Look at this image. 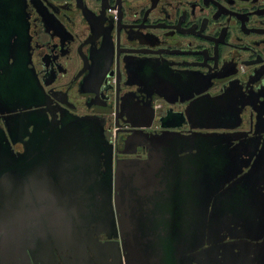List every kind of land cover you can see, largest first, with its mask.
<instances>
[{"label": "flooded vegetation", "instance_id": "1", "mask_svg": "<svg viewBox=\"0 0 264 264\" xmlns=\"http://www.w3.org/2000/svg\"><path fill=\"white\" fill-rule=\"evenodd\" d=\"M78 117L102 136L97 157L86 144L85 158L40 167L65 198L91 181L102 208L117 162L148 158L141 133L229 138L165 148L152 207L132 226L167 251L129 264H264V0H0V150L24 154L35 128ZM11 221H0L6 251ZM108 234L94 233L81 263L127 264ZM70 251L55 247L54 264H78ZM28 252L20 264H45Z\"/></svg>", "mask_w": 264, "mask_h": 264}, {"label": "water", "instance_id": "2", "mask_svg": "<svg viewBox=\"0 0 264 264\" xmlns=\"http://www.w3.org/2000/svg\"><path fill=\"white\" fill-rule=\"evenodd\" d=\"M87 119V117L66 118L63 119L62 127L58 128L59 124L55 123L54 126H49L45 132L42 131L41 127L35 128L34 132L31 133L30 140L26 143L27 147L24 154L16 155L10 149L0 150V218L4 221L12 219V234L14 235V240L9 242L12 245L6 246L9 248L7 251L0 246V264H20V257L28 256V250L34 256H39L45 264H54L57 257L55 247L61 252L69 248L70 254L76 258L74 261L83 264L81 262L90 256L89 247L94 245L92 240H96L94 233L97 232H107L111 237L113 236L112 233L115 237L121 236V241L114 242L117 245H115V249L118 259L120 260L121 256H124L127 264L131 260L130 246L132 240L135 241V239L141 243L144 255H165L166 244L158 245V239L151 236L150 231L145 232L131 228L129 218L132 216L133 219V212L139 207L133 205L132 201L129 204L128 193H140V196L137 195V199L141 206L152 201L146 198H148V192L151 193L155 189L158 180L155 176L158 175L159 177V169L162 168V165L160 168H156L153 164L164 156L165 148H172L177 142L184 144L186 139L190 145H193L190 149H197L198 151L204 143L208 145L220 141L219 144L221 145V143L229 140L226 134L217 133H195L191 135L171 131L157 135L141 133L143 140H139V143L147 145L148 158H125L117 162L115 196L112 193L109 203H106L105 207L102 208L100 199L92 194V192L96 193L97 189L93 188L91 181L86 182L87 189L86 185L83 189L77 187L75 194L69 196L74 200L69 202L66 201L65 197L57 195L61 194L63 190L64 192L67 191L64 189L66 186L63 183L62 185L55 183L51 178L53 172L49 170L43 172L42 167H40L41 160H52V163L59 160H70L73 152L76 158L83 159L86 152L85 150L81 151V146H86V144L90 146V158L97 157L98 148L102 147V142L99 141L102 136L96 132L93 124L91 132L85 131V127L87 124L89 125ZM164 137L174 139V144L171 145L172 142L167 143ZM155 140H158V143ZM29 145H31L30 149H28ZM167 153L171 154L172 152H168L167 149ZM44 166L50 167L51 165L46 163ZM208 168L209 166L206 164V169L208 170ZM225 168H221L222 170L216 173V180L224 182L225 177H230V174H225ZM165 173L164 170L161 175L164 177ZM207 173L206 171V175ZM111 190L113 191V181L110 182ZM226 190L231 189L227 188ZM65 201L68 202V206L65 205ZM97 204L100 211H94ZM59 207H62L63 211H57ZM150 209L149 206L147 210L150 211ZM125 214L127 226L123 225L122 220L123 217L125 221ZM117 218L120 223V230L116 224ZM112 223L113 226L110 228ZM92 224L98 225L99 228H92ZM192 239H195L194 236ZM177 244L176 248L179 249L181 244ZM175 245L176 243L172 245L173 248ZM110 247L113 248L112 245L109 246V243L101 245V248L106 250V255L110 252L108 250ZM160 249H163L164 252ZM3 251L5 253L2 254ZM102 253L104 254V251ZM62 256L64 255L62 254ZM121 260L124 261L123 258Z\"/></svg>", "mask_w": 264, "mask_h": 264}, {"label": "bare ground", "instance_id": "3", "mask_svg": "<svg viewBox=\"0 0 264 264\" xmlns=\"http://www.w3.org/2000/svg\"><path fill=\"white\" fill-rule=\"evenodd\" d=\"M164 140L167 143L172 142L171 145L174 144V142H175L174 139H171V138L169 139L168 137H164ZM155 141H157V143H158V140H155ZM161 145H163V143H161ZM160 150H161V148H160ZM228 167H229V165H228ZM230 170L233 171V167H231ZM125 186H124V189H125ZM128 196H129V198H128L129 204L132 201L134 203L133 205H137L139 207L138 210H136L135 212H133L134 213L133 219L131 218L132 216L129 218V221H131V223H130L131 224V228H133L132 225H135V224H137V223H139V222H141L143 220V218L146 215V212H148V210H146V209L149 206L151 208L152 207V203L151 202L148 203V204L147 203H144V205L141 206V203L138 202L136 193H131V194L128 193ZM66 200H68L70 202V201H72L74 199H72V197L67 196L66 197ZM130 249H131V251L129 252V255L131 257V262L132 263H135L140 256H144V253L142 251V245H140V243H138V241H136V239H135V241L132 240V244L130 246Z\"/></svg>", "mask_w": 264, "mask_h": 264}]
</instances>
